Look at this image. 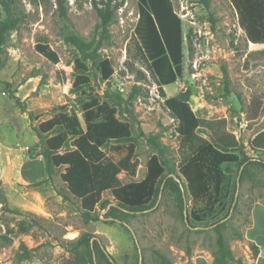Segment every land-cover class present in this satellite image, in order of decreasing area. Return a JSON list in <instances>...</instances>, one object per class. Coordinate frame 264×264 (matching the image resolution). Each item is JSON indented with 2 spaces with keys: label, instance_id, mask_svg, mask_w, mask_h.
<instances>
[{
  "label": "rangeland",
  "instance_id": "rangeland-1",
  "mask_svg": "<svg viewBox=\"0 0 264 264\" xmlns=\"http://www.w3.org/2000/svg\"><path fill=\"white\" fill-rule=\"evenodd\" d=\"M103 1L109 0H64L68 22L60 18L56 0H18L14 5L23 23L9 34L0 56V264H72L73 242L82 233L100 238L116 264H165L162 257L170 264H198L199 260L215 264L221 252L227 264H253L257 248L246 240L245 231L254 205L264 204L262 168L231 166L227 209L205 224L189 218V195L182 217L175 204L176 191L165 188L167 179L149 211L130 218L118 212L106 216L107 211L99 210L100 220L89 224L82 219L79 201L67 192L61 173L47 180L35 131L39 123L64 107L85 127L84 104L106 101V94L115 92L124 98L117 107L118 118L130 126L134 141L110 144L106 154L119 161L133 146L138 163L134 178L119 176L124 183L142 181L148 161L162 146L166 174L183 186L179 164L184 152L178 124L165 101L185 92L191 93V107L201 120L198 136L241 148L250 159L264 160V149L257 152L251 145L264 132V118L252 125L256 96L247 82L260 68L246 64L248 53L264 45L247 42L229 0H207L209 7L201 0H172L183 22L184 70L175 84L164 88V94L135 35L137 0H112L121 7L105 32L95 8ZM68 33L98 43V59L112 63L109 81H103L97 65L65 40ZM39 43L49 45L60 62L53 64L39 54ZM77 60L87 67L88 85H74ZM18 177L31 182L17 181ZM104 198L111 208L117 207L111 193ZM261 211L257 207L256 213Z\"/></svg>",
  "mask_w": 264,
  "mask_h": 264
},
{
  "label": "trees",
  "instance_id": "trees-1",
  "mask_svg": "<svg viewBox=\"0 0 264 264\" xmlns=\"http://www.w3.org/2000/svg\"><path fill=\"white\" fill-rule=\"evenodd\" d=\"M17 1L0 0V56L9 34L23 23V18L14 10ZM56 1L60 18L68 22L64 0ZM201 1L209 7L207 0ZM229 1L237 12L247 42L264 45V0ZM137 3L139 18L135 35L164 94V88L175 84L183 74V22L172 0H137ZM120 7L121 4H113L112 0L95 4L104 32ZM65 37L81 55L97 65L103 81L112 78V63L108 59H98L99 45L96 41L86 42L75 33H68ZM36 51L53 64L60 62L58 54L45 43L37 44ZM246 64L248 68L252 65L260 68V72L247 80L256 96L252 105L255 115L252 123L264 118V87L261 89L264 85V49L250 51ZM76 69L74 85L90 84L85 64L77 60ZM190 98L191 93L185 92L165 101L166 109L178 124L176 132L184 152L179 164L185 181L182 187L174 177L166 174L168 165L164 161L162 146H158L157 154L148 161L146 177L142 181L124 183L120 179L123 173L134 178L138 163L133 146L119 161L106 154L110 144H131L134 141L130 126L118 118L117 107L122 106L124 98L117 92L112 95L107 93L106 101L95 99L84 104L85 127L77 115L70 114L64 107L39 123L35 131L42 147L40 156L44 158L47 180L61 173L67 192L80 203L82 219L86 224L100 220L99 210L107 211L106 216L118 212L130 218L149 211L157 204L165 179V188L171 187L176 191L175 204L182 217H185L189 195L191 220L199 224L217 220L226 211L231 197L230 167L243 164L264 169V160L250 159L241 148L198 136L201 120L193 111ZM251 145L255 151L261 152L264 149V132L257 135ZM107 192L115 198L117 207H110L111 203L104 198ZM220 241L223 246V240ZM73 243L72 264H113V257L97 236L82 233ZM162 258L165 264H170L165 257ZM215 264H227L223 252L216 258Z\"/></svg>",
  "mask_w": 264,
  "mask_h": 264
},
{
  "label": "crops",
  "instance_id": "crops-1",
  "mask_svg": "<svg viewBox=\"0 0 264 264\" xmlns=\"http://www.w3.org/2000/svg\"><path fill=\"white\" fill-rule=\"evenodd\" d=\"M0 160H1V158H0ZM16 160H17V158H16ZM22 165H25V164H22ZM18 168L19 167H17V169ZM1 174H2V172H1ZM1 177H2V175H1ZM2 180H3V178H2ZM16 180L17 181L21 180L23 182H31L30 180H25L22 177H18ZM257 207H261V209H262L260 214L256 213ZM262 220H264V204L257 203L254 205V207L252 209L251 225L245 231L246 240L249 243L253 244L257 248V256L254 257V260H253L254 263L253 264H264V223L261 222ZM260 226H262L263 228H260ZM261 229L263 230V233L259 232V230H261ZM198 264H206V263L203 260H199Z\"/></svg>",
  "mask_w": 264,
  "mask_h": 264
},
{
  "label": "water",
  "instance_id": "water-1",
  "mask_svg": "<svg viewBox=\"0 0 264 264\" xmlns=\"http://www.w3.org/2000/svg\"><path fill=\"white\" fill-rule=\"evenodd\" d=\"M95 261H96V256H95ZM111 261H112L113 264H116L114 260L111 259Z\"/></svg>",
  "mask_w": 264,
  "mask_h": 264
}]
</instances>
